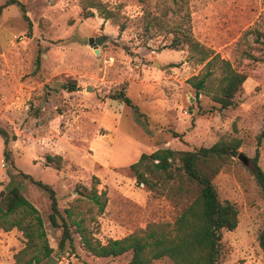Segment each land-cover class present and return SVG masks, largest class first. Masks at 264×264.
<instances>
[{
    "label": "rangeland",
    "instance_id": "374dc122",
    "mask_svg": "<svg viewBox=\"0 0 264 264\" xmlns=\"http://www.w3.org/2000/svg\"><path fill=\"white\" fill-rule=\"evenodd\" d=\"M19 1L31 30L18 6L0 16V128L8 133L13 160L5 161L0 135V198L18 187L42 216L54 252L40 254L34 264L50 258L53 264H128L131 252L89 255L73 220L102 243L148 225L174 224L182 208L166 193L139 185L131 165L159 149L194 151L234 140L241 142L239 155L213 177L221 202L239 211L236 230L222 232L219 264H264V198L254 174L255 159L264 171V0ZM85 9L94 16L86 18ZM182 35L212 54L202 62L187 44L173 49V38ZM92 37L106 38L99 54L89 45ZM215 55L247 76L236 105L227 109L212 98L223 76L221 62L207 68ZM210 70L206 88L197 91L190 80ZM122 92L146 121L118 99ZM48 155L62 158L61 171ZM21 173L56 191L73 234L63 250L62 228L50 221L49 195ZM93 191L106 193L103 213L90 198ZM26 243L18 229H0L2 264H13ZM153 264L174 263L164 258Z\"/></svg>",
    "mask_w": 264,
    "mask_h": 264
},
{
    "label": "trees",
    "instance_id": "16d2710c",
    "mask_svg": "<svg viewBox=\"0 0 264 264\" xmlns=\"http://www.w3.org/2000/svg\"><path fill=\"white\" fill-rule=\"evenodd\" d=\"M14 5L20 8L31 30L32 21L27 15L25 5L19 0H7L0 6V16L5 8ZM84 12L86 18L94 16L91 11L85 9ZM182 44H187L194 52L199 53L202 62L212 54V51L187 35L175 36L170 46L179 49ZM217 62L223 64V76L212 98L221 105L222 109H227L236 105L235 97L242 91L247 76L233 69L230 62L220 60L218 55L208 62L207 68H212ZM40 67L41 56L36 61V72ZM211 74L210 70L202 79L193 77L190 83L200 91L206 88ZM63 88L69 92L77 91L75 85H66ZM118 99L134 108L140 118L146 121V116L139 112L124 92L118 96ZM0 135L4 138V159L8 164L13 165L8 133L0 128ZM263 138L264 132L259 136V140ZM240 147L241 142L234 140L220 141L212 147H201L194 151L159 149L149 155L142 154L139 161L130 167L138 184L145 185L155 192L166 193L169 199L182 208L179 217L174 224L148 225L139 232L121 239H110L107 243L95 238L83 226L82 221L73 220L83 248L89 255L97 258H116L131 252L132 259L128 264H153L164 258L174 264H219L222 232L236 230L239 224V211L235 204L228 201L221 202L213 177L229 160L239 155ZM46 160L48 163L55 162L56 169L61 171V157L48 155ZM254 166L255 178L264 198V171L257 159L254 161ZM21 174L49 195L52 209L50 221L54 227L62 228L59 247L63 250L67 243L73 242V234L71 224L63 219L60 213L56 191L52 186L35 180L30 175ZM170 182H175V186H171ZM90 198L103 213L107 206L106 193L99 195L93 191ZM66 212L71 218L73 211ZM59 218H62L61 224L58 222ZM14 228L23 232L27 243L26 247L15 255L13 264L40 263L42 260L40 254H43L44 258H49L53 254L54 249L49 246L46 239L42 216L18 187L9 189L4 197L0 198V229L9 232ZM259 245L264 251V230L259 235Z\"/></svg>",
    "mask_w": 264,
    "mask_h": 264
},
{
    "label": "water",
    "instance_id": "95a60500",
    "mask_svg": "<svg viewBox=\"0 0 264 264\" xmlns=\"http://www.w3.org/2000/svg\"><path fill=\"white\" fill-rule=\"evenodd\" d=\"M106 41V38L105 37H98V38H90L89 39V45L90 47H93L95 49V52L96 54H99V50H98V47L104 42ZM90 90V89H88ZM240 159H243L244 161H246L242 155L240 156ZM54 259L53 258H50V260L48 261L47 264H53V261Z\"/></svg>",
    "mask_w": 264,
    "mask_h": 264
},
{
    "label": "built area",
    "instance_id": "2783aa9c",
    "mask_svg": "<svg viewBox=\"0 0 264 264\" xmlns=\"http://www.w3.org/2000/svg\"><path fill=\"white\" fill-rule=\"evenodd\" d=\"M0 264H2V253H1V245H0Z\"/></svg>",
    "mask_w": 264,
    "mask_h": 264
}]
</instances>
